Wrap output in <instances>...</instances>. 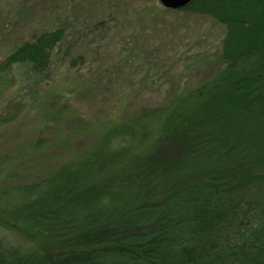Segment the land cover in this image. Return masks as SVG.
I'll return each instance as SVG.
<instances>
[{
	"label": "trees",
	"instance_id": "obj_1",
	"mask_svg": "<svg viewBox=\"0 0 264 264\" xmlns=\"http://www.w3.org/2000/svg\"><path fill=\"white\" fill-rule=\"evenodd\" d=\"M178 10L224 25V67L50 173L0 187V227L15 236L0 264H264V0ZM65 35L41 29L10 48L0 72L28 64L50 79ZM67 56L75 68L81 55ZM47 146L40 137L34 150Z\"/></svg>",
	"mask_w": 264,
	"mask_h": 264
},
{
	"label": "rangeland",
	"instance_id": "obj_2",
	"mask_svg": "<svg viewBox=\"0 0 264 264\" xmlns=\"http://www.w3.org/2000/svg\"><path fill=\"white\" fill-rule=\"evenodd\" d=\"M57 26L66 37L50 79L37 78L28 64L0 72V187L50 173L107 128L165 104L225 65L223 24L159 0H0V61L10 48ZM65 53L81 55L75 68L67 69ZM40 137L48 146L34 150ZM8 230L0 227V248L15 238Z\"/></svg>",
	"mask_w": 264,
	"mask_h": 264
},
{
	"label": "water",
	"instance_id": "obj_3",
	"mask_svg": "<svg viewBox=\"0 0 264 264\" xmlns=\"http://www.w3.org/2000/svg\"><path fill=\"white\" fill-rule=\"evenodd\" d=\"M192 0H159L161 5L168 9H178L182 8Z\"/></svg>",
	"mask_w": 264,
	"mask_h": 264
}]
</instances>
